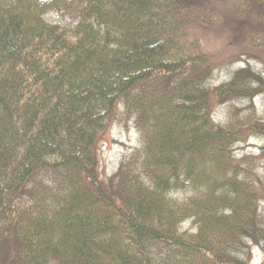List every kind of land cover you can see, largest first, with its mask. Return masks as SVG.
Listing matches in <instances>:
<instances>
[{
  "label": "trees",
  "instance_id": "obj_1",
  "mask_svg": "<svg viewBox=\"0 0 264 264\" xmlns=\"http://www.w3.org/2000/svg\"><path fill=\"white\" fill-rule=\"evenodd\" d=\"M232 6L264 26V0H0V264H246L248 242L264 251V153L235 152L264 136V80L244 68L212 86L204 46ZM125 118L139 147L104 181L100 145Z\"/></svg>",
  "mask_w": 264,
  "mask_h": 264
},
{
  "label": "rangeland",
  "instance_id": "obj_2",
  "mask_svg": "<svg viewBox=\"0 0 264 264\" xmlns=\"http://www.w3.org/2000/svg\"><path fill=\"white\" fill-rule=\"evenodd\" d=\"M220 10L221 17L218 23L220 26L218 25L215 31L204 32L207 39L204 46L214 70L212 86H220L221 83L229 80L231 73L244 68L252 69L262 75L264 80V26L256 27L245 22H255L257 13L247 9L242 11L237 6H232L229 10ZM45 19L49 23L67 28H73L77 24V20L62 18L56 13L47 14ZM253 103L260 114L258 117L264 119V89L261 90V94L255 96ZM225 107L217 109L214 117L217 122L224 120L227 111ZM132 122V119L125 118L120 124L114 123L102 140L100 172L104 181L114 178L127 155L132 154L139 147V137ZM263 149L264 136L251 138L249 142L237 145L235 152L238 157H242L245 153L262 156ZM262 164L264 165V162H261V167ZM46 177H43L44 181L48 179ZM183 196H186V193ZM260 209L264 210L262 202ZM188 228L190 229L186 224L184 230ZM263 244L264 241L261 242L262 246ZM246 245L247 254L245 252L244 255L248 256L246 264H264L263 249L251 242Z\"/></svg>",
  "mask_w": 264,
  "mask_h": 264
}]
</instances>
